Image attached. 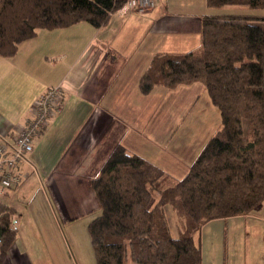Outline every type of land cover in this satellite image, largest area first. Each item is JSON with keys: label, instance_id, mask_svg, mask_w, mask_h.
Listing matches in <instances>:
<instances>
[{"label": "crops", "instance_id": "1", "mask_svg": "<svg viewBox=\"0 0 264 264\" xmlns=\"http://www.w3.org/2000/svg\"><path fill=\"white\" fill-rule=\"evenodd\" d=\"M221 6L159 0L146 12L116 10L100 27L81 21L42 28L15 55L0 54V133L13 136L49 87L65 90L62 110L34 138L21 165L25 178L0 196L1 203L14 207L18 228L2 264H97L89 224L101 210L91 181L120 143L176 177L188 172L221 127L220 119L204 130L202 123L195 135L200 148L194 133L187 146L176 116L191 95L177 93L186 94L184 84L194 82L156 85L145 93L140 78L156 54L196 49L203 15L230 13ZM253 10L243 12L264 16V8ZM260 22L264 25V18ZM232 218L244 223V252L237 264H264V203L252 213L215 218L204 226Z\"/></svg>", "mask_w": 264, "mask_h": 264}, {"label": "trees", "instance_id": "2", "mask_svg": "<svg viewBox=\"0 0 264 264\" xmlns=\"http://www.w3.org/2000/svg\"><path fill=\"white\" fill-rule=\"evenodd\" d=\"M126 0H0V54L15 55L42 28L87 21L107 24ZM210 6L264 8V0H207ZM264 18L230 12L202 17L201 44L183 53L156 54L140 78L156 85L201 80L221 114V127L190 169L176 177L117 145L92 179L101 212L89 224L97 264H200L196 233L215 218L248 214L264 203ZM171 204L185 217L174 235ZM13 206L0 202V264L18 228Z\"/></svg>", "mask_w": 264, "mask_h": 264}, {"label": "rangeland", "instance_id": "3", "mask_svg": "<svg viewBox=\"0 0 264 264\" xmlns=\"http://www.w3.org/2000/svg\"><path fill=\"white\" fill-rule=\"evenodd\" d=\"M221 7L230 10H223L224 12H243L251 10L254 11L246 5L226 4ZM192 46L194 48V45ZM168 48L169 49L167 50H179L178 52H182V50H184L178 48ZM194 83L191 86H187L188 84H184L183 89L185 90L183 92H185L186 94H182L181 92L177 93L178 98H186L187 96L191 95L190 100L182 104L183 106L176 116L178 120H181V124L178 125L177 128H179V131H181L180 133L183 134V143L185 142L187 146V137H190L194 133L195 140V135H198L197 132L201 128L202 123H204V128L202 130L205 129V126L207 124H213V126H216L214 123L216 120L218 121V119H220L221 124L220 110L213 103L207 91V87L201 80L197 81L195 84ZM194 96H198V101L196 102L195 106ZM206 102L210 103L213 108H210L209 104H207ZM194 120L196 122H194ZM208 120H210V122ZM178 123H180V121ZM195 141V144H197V148H200V140ZM176 151L178 153L182 152L180 151V149H176ZM184 175L185 174L181 175V177ZM165 210L171 230L173 234L177 235L178 226L183 228V225H185V217L181 214H178V210L175 209L171 204L166 205ZM196 238H199V240L201 241L203 254L202 264H237L242 261L241 255L244 252L245 234L244 223L239 218H232L226 221L221 220L215 222V224L204 226L200 232L196 233Z\"/></svg>", "mask_w": 264, "mask_h": 264}, {"label": "built area", "instance_id": "4", "mask_svg": "<svg viewBox=\"0 0 264 264\" xmlns=\"http://www.w3.org/2000/svg\"><path fill=\"white\" fill-rule=\"evenodd\" d=\"M159 0H126L117 10L146 12L154 9ZM65 90L62 85H54L41 93L34 101L32 116L17 127L9 137L0 133V196L18 186L26 176L21 169L34 149V138L49 124L51 118L62 110ZM2 237L0 236V247Z\"/></svg>", "mask_w": 264, "mask_h": 264}]
</instances>
